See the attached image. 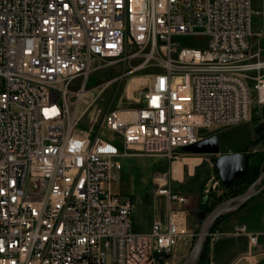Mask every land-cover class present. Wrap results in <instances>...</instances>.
I'll return each instance as SVG.
<instances>
[{"label": "built area", "instance_id": "obj_1", "mask_svg": "<svg viewBox=\"0 0 264 264\" xmlns=\"http://www.w3.org/2000/svg\"><path fill=\"white\" fill-rule=\"evenodd\" d=\"M251 12V0H0V264L166 262L187 233L184 209L134 231L135 199L113 183L124 158H169L264 104ZM139 53L158 66L140 104L105 114L111 136L81 127L71 94L92 93L85 79L107 58ZM150 181L170 205L186 201L166 173ZM234 231L258 241L246 223Z\"/></svg>", "mask_w": 264, "mask_h": 264}, {"label": "rangeland", "instance_id": "obj_2", "mask_svg": "<svg viewBox=\"0 0 264 264\" xmlns=\"http://www.w3.org/2000/svg\"><path fill=\"white\" fill-rule=\"evenodd\" d=\"M263 9L264 0H251V30L253 32L251 47L253 52H260L261 60H264V35L259 36L257 33L264 25ZM180 39L184 45L200 47L206 45L204 35H187L181 36ZM143 59L144 56L141 53L113 61L112 58H107L103 61V66L86 77L85 89H94L92 93L86 92L84 96L71 94L70 97L71 107L78 106L77 113H81L79 121L81 127L92 126L93 132L103 137L113 134L103 123L105 114L117 107L138 106L141 102L140 91L148 86L152 73L158 68L155 64L157 60H154L153 64H146L143 63ZM123 71L127 72L122 75ZM82 80H84L83 77L75 78L71 88L76 90ZM106 81L109 82L99 92L98 85ZM88 100L90 105L86 108ZM213 133H219L221 137L219 153H187L177 149L169 158L158 155L128 157L130 165L123 168L122 175L113 183V187L120 194L134 196L136 205L131 214L133 228L137 223L151 222L161 213V207L165 208V205L158 203V199H154L151 175L166 173L167 183L174 193H182L186 196L194 191L200 192L201 199L197 207L200 215L198 226L192 235L181 240L166 262L160 264L179 263L192 259L196 251L201 224L215 205L232 195L257 188L264 183V104L255 103L247 121L213 129L207 135ZM236 151L249 152L251 165H258L259 173L257 175L252 173L246 179L228 187L222 183L214 160L217 155ZM179 162L183 164L175 166V163ZM175 167L177 170L179 167V172L183 167L182 178L174 177ZM238 205L225 208L217 217L227 215ZM213 225L214 221L209 229Z\"/></svg>", "mask_w": 264, "mask_h": 264}, {"label": "crops", "instance_id": "obj_3", "mask_svg": "<svg viewBox=\"0 0 264 264\" xmlns=\"http://www.w3.org/2000/svg\"><path fill=\"white\" fill-rule=\"evenodd\" d=\"M122 161L123 168H127L130 165L128 158H124ZM122 172L123 169L119 172L117 180L122 175ZM114 190L118 192L117 189L114 188ZM153 195L154 199H158L160 205H165V208L161 207V213L155 216L151 222L137 223L133 228L131 220L132 229L138 232L146 231L150 228L153 221L165 223L170 206L176 205L184 209L185 228L187 231L184 237L192 235L200 221L197 209L201 199L200 192L194 191L188 193L186 194V201L183 203L173 201L171 205L166 195L157 194L154 191ZM263 215L264 190L250 199L241 202L230 213L217 219L216 223L208 231L204 254L196 264H264ZM238 223H246L249 230L259 233L257 243L251 244L247 233H236L234 231V227Z\"/></svg>", "mask_w": 264, "mask_h": 264}, {"label": "water", "instance_id": "obj_4", "mask_svg": "<svg viewBox=\"0 0 264 264\" xmlns=\"http://www.w3.org/2000/svg\"><path fill=\"white\" fill-rule=\"evenodd\" d=\"M221 149V137L219 133H213L202 137L198 141L189 143L182 146V150L187 153H219ZM215 167L218 171L219 177L222 183L226 186H231L237 179L244 178L249 170L251 164V155L249 152L236 151L227 152L215 157ZM264 190V183L254 189H248L242 191L238 194L232 195L227 199H224L208 213V215L203 220L200 233L198 237V242L196 245V251L194 257L188 261H183L179 263H169V264H196L199 257L203 251L205 241L208 235L209 226L215 220V218L227 207L235 204H240L251 197L257 195Z\"/></svg>", "mask_w": 264, "mask_h": 264}, {"label": "trees", "instance_id": "obj_5", "mask_svg": "<svg viewBox=\"0 0 264 264\" xmlns=\"http://www.w3.org/2000/svg\"><path fill=\"white\" fill-rule=\"evenodd\" d=\"M252 173L255 174V175H257L259 173V166L258 165L255 166V165H251L250 164V170H249L248 174L244 178L237 179L233 184L237 183L240 180L246 179L247 176L252 174ZM217 219H218V217L215 218L214 223H216ZM204 251H205V245H204L203 251H202V253H201L200 257H199V260L202 258L203 254H204Z\"/></svg>", "mask_w": 264, "mask_h": 264}, {"label": "bare ground", "instance_id": "obj_6", "mask_svg": "<svg viewBox=\"0 0 264 264\" xmlns=\"http://www.w3.org/2000/svg\"><path fill=\"white\" fill-rule=\"evenodd\" d=\"M133 85H134V84H133ZM79 94H82V92H80ZM130 95H131V94H130ZM206 136H207V135H206ZM194 161H195V160H194ZM178 164H179V165H182L183 163H180V162H179V163H175V166H177ZM179 165H178V166H179ZM175 169H176V170H175ZM178 170L180 171L179 167H178ZM178 170H177L176 167L174 168V177H175V178H182V177H183V173H184V169H183V167H182V171H181V172H179Z\"/></svg>", "mask_w": 264, "mask_h": 264}, {"label": "flooded vegetation", "instance_id": "obj_7", "mask_svg": "<svg viewBox=\"0 0 264 264\" xmlns=\"http://www.w3.org/2000/svg\"><path fill=\"white\" fill-rule=\"evenodd\" d=\"M126 72H127V71H123V72H122V75L125 74Z\"/></svg>", "mask_w": 264, "mask_h": 264}]
</instances>
